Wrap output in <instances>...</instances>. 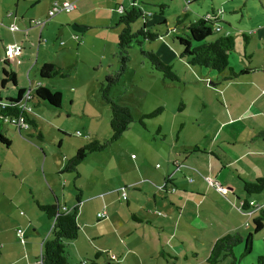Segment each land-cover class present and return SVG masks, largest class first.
I'll use <instances>...</instances> for the list:
<instances>
[{
	"label": "rangeland",
	"instance_id": "1",
	"mask_svg": "<svg viewBox=\"0 0 264 264\" xmlns=\"http://www.w3.org/2000/svg\"><path fill=\"white\" fill-rule=\"evenodd\" d=\"M16 1H19V5L14 8ZM16 1L2 0L1 2L5 3L10 12L31 15V9L27 3H22L21 0ZM53 1L58 2V5L64 1H73V3L75 1L78 10H92L91 5L97 4L99 14L103 16L112 14L113 24L118 20L119 12L117 9L113 13L108 11L109 4L105 0H82L80 4L77 0H48L50 8L53 6ZM135 2L144 13H151L148 20L162 16L161 18L166 21L151 23V28L161 34L162 38L150 42L143 41L140 46L132 42L128 49V61L124 72L118 82L110 88V96L118 103L130 108L134 121L117 139L103 149L87 153L78 164L76 172L62 171L66 159L72 156L77 148L93 139L103 142L111 137L110 109L101 99L99 85L106 75L117 71L119 66L116 54L118 27L111 30L99 27L95 30L96 32L89 31L85 43L77 50L76 45L66 41V36L63 39L60 37L58 33L60 28L52 21L57 16H68L76 10L60 11L50 17L43 27L35 26L37 33L39 29L42 31L41 40L34 39L29 76L26 77L23 71H18L17 86H23L28 90L37 83H42L50 90H60L63 99L61 106L55 108L44 101H38L31 92L29 113L36 120L42 139L37 137V133L31 127H28V130H21L20 135L14 126L8 123L3 126L4 135L9 139L10 146L6 147L0 143V264H40L38 260L40 244L49 235L52 220L36 207L34 200L41 203H53L56 196L59 203H66L70 208L76 204V195L81 189L84 190L82 198L88 199L84 200L85 203L82 202L77 216L80 227L78 236L67 241L65 245L68 264H82L83 261L86 262L84 264H88L97 251L101 252L97 258L100 264H206L204 256L208 253V247L196 241L191 242L187 252L186 250L183 252L187 253V256L182 254L175 258L169 255L166 257L151 255L150 257L147 254L140 257L144 250H148L145 244L136 247L134 252L128 251V247L130 249L132 247L130 243H123L124 227L127 224L125 219L130 218L133 211L142 214L137 206H132V210L131 206L127 205L130 194L136 195V192L127 186H122L127 193V198L121 197L119 191L114 192L116 197L112 205L114 209L106 207L107 217L103 219L95 217L96 212L102 210V207H99V204L103 202L100 200L102 194L98 193L108 191L113 186L112 180L114 183L120 181L122 168L119 164L128 166L130 159L135 161L144 155L150 158L157 156L156 160L161 165V169L168 166L170 173L175 172L170 162H165L164 156L172 152L174 145L193 143L201 145L202 141L198 140L200 138L196 133L194 120L195 118L199 120L202 113L207 110L212 111L218 106L213 94L210 97L213 103H209L207 96V88H214L209 84L213 78L211 70L196 65L187 67L178 57L170 56L172 54V50H168L170 46L174 47L176 44L179 48L172 36H184L182 25L175 32L165 33L166 30L173 28L176 18L182 17L183 14L186 16L182 23L187 25L207 15L211 10H215L222 20L219 23L221 29L229 31L236 40L229 58L231 64H246L251 52L252 60L256 63L262 53L261 50L255 52L254 41L258 39V36L247 27L248 30L245 31L251 44L243 47L245 40L242 38V33H239V26L241 24L244 26L247 19L244 9L249 10L252 15V5L258 1L195 0L188 5L187 0H135ZM160 4H164L161 14ZM45 6L46 0L35 6L34 11H43ZM241 11H244V17H241ZM90 20L91 13L84 16V22H90ZM36 21L39 20L34 22ZM141 24L142 19L139 18L132 24L133 30ZM247 24H250L249 20L246 26ZM1 29L7 30L5 27ZM4 33L5 37L11 39L16 34H12L9 30H7L8 34ZM105 33H108L107 36ZM215 35L217 33H214L211 38ZM252 36L255 38L252 39ZM140 49L152 50L155 53L158 52L159 55L156 54L159 57L163 56V59L160 58L171 66L178 75V80L171 81L164 78L161 72L152 68ZM44 62L58 63L68 75L41 80L38 68ZM14 65L9 63L8 68L13 69ZM206 74L210 76L209 79ZM0 94L1 99H4L6 94L15 96L16 88L7 83L4 88L0 86ZM157 108L162 110L151 118L143 119L146 125L143 127L138 122V118ZM30 132L32 134H29ZM15 173L18 179L14 178ZM175 174L176 177L179 176L178 172ZM1 190H3L2 194ZM239 193L243 194L242 190L236 191V194ZM112 218L117 228L110 225ZM249 223L248 227L242 229L243 232L252 226L251 221ZM18 229L22 231V236L17 233ZM130 238L136 240L133 237ZM252 244H254L253 253L244 256L240 260L241 264H256V254L260 253L263 242L255 239L254 242L252 240ZM238 247L240 251L235 254L243 250V244L237 245L234 251ZM191 250L193 251L190 252ZM104 251L116 255L115 260L107 257ZM197 260L200 261L197 262Z\"/></svg>",
	"mask_w": 264,
	"mask_h": 264
},
{
	"label": "crops",
	"instance_id": "2",
	"mask_svg": "<svg viewBox=\"0 0 264 264\" xmlns=\"http://www.w3.org/2000/svg\"><path fill=\"white\" fill-rule=\"evenodd\" d=\"M1 1L0 73L3 61H6L8 65L9 63H13L15 65L12 70L15 72L18 82V71H23L26 77L29 76L30 56L33 53L32 45L35 38L41 40L42 31L39 29L37 33L36 24L33 23H35V20H39L45 21V25L50 20V17L46 13L50 7L47 2L48 0H46L44 10L35 12V6L45 0H21L22 3H27L31 9V15L26 16L24 13L15 14V12H10L5 3ZM81 1L77 0L79 4ZM105 1L109 4L107 10L111 13L116 11V9L118 11L120 8H128L132 4H136L135 0ZM191 1L193 0H187L186 4L188 5ZM257 1L252 5V15L249 10L244 9L247 18L245 21L249 20L250 24H247V26L246 22L244 26L241 24L239 26V33L246 34L245 30L251 29L249 31L257 34L259 40L255 39L256 41H254V44H256L255 52H260L261 50V56L256 63L252 60V52L246 64L232 65L229 60V65L235 71L246 69V73L237 78L221 80V77L227 75V70L221 73L211 71L213 78L209 84L214 88H207V96L209 103H213V99L210 98L211 94H213L218 106L212 111L207 110L205 113H202L199 116V120L198 118L194 120L196 133H198V138H200L198 140H201L202 144L174 145L172 146V152L164 156L165 162H170L179 176L176 177L175 172L170 173L171 170H169L168 166H165V169H161V165L156 160L157 156L150 158L144 155L135 161L130 159L131 161L128 166L119 164L122 168L120 181L114 183L112 180L113 186L108 191L98 193L102 194L100 200L103 201L99 204V207H102V210H105L106 207H111L113 210L114 207L112 205H114L116 200L114 194L118 193L121 188L126 186L131 187L136 192V195L130 194L127 205L131 206L132 210V206H137L142 214L133 211L130 214L132 216L125 219V223L127 224L124 227L125 240L123 243L131 244L132 248L128 247V251L130 252H134L135 248L139 245L145 244L148 250H144L140 254V257L143 254H147L150 257L151 255L163 257L160 252L170 253L176 257H180L182 254H186L187 256V253L183 252L185 250L187 252L193 241L201 245H207V251L209 252L213 242L218 237L233 232H240L241 235L245 236V233L252 228L250 226L249 229L244 232L242 231L244 227L250 225L249 221H251L254 214L249 215L250 209L243 210L240 208V205L245 196L242 190V181H251L258 176L264 175V0ZM18 3L19 1H16L14 8L18 7ZM54 3L59 4L56 1L52 2V4ZM74 5L75 9L73 10H76V12L68 16H57L52 21L60 28L58 32L60 37L63 39L66 36V41L76 45L77 50L85 43L89 31L96 32L95 30L99 27L104 30L118 27L119 31L117 23L113 24L114 20L112 22V14L105 16L101 13L99 14L97 9L99 6L97 4L91 5L92 7L90 8L92 10H78L75 1ZM44 12L45 17L43 15ZM89 13H91L90 22H84V16ZM149 14L151 16V13ZM161 17L159 16L151 20L147 19L146 26H151V23L154 21L156 23L163 20L166 21ZM241 17H244V11H241ZM10 24H15L17 30L10 31L8 26H5ZM1 27H5L12 34H16L12 39L5 37L4 35L6 34L4 32L7 33V30H2ZM247 27L249 28L247 29ZM224 32L231 34L227 30ZM105 34L107 36L108 33ZM159 38H162V36ZM253 38L255 37L252 36ZM11 43L19 44L21 52L14 59L5 60L4 46ZM250 44L251 42L248 41L246 44H243V47ZM168 50H172L170 56L178 57L179 60L184 62L183 65L188 67L189 64L186 63V60L178 56L179 48L176 44L174 47L170 46ZM156 53L159 55L158 52ZM160 57L163 59V56ZM56 65L59 66L58 63ZM205 72L207 73L208 71ZM6 97L13 96L6 94ZM6 97L2 100L5 101ZM17 133L21 135L20 132ZM133 159H136V157H133ZM13 175L15 179H18L16 173ZM205 177L217 181L220 186L225 188V193H221L208 185L204 179ZM188 178H191V181ZM170 187H174V190L171 191ZM238 189L242 190L243 194H236ZM2 192L3 190H1V194ZM83 195L84 190L81 189L79 193L81 203L79 202L77 216L80 213L82 202L87 198H82ZM127 197L126 193L125 198ZM55 198L57 199L56 196ZM249 201H253L258 208L264 210V192L249 196ZM58 204L68 207L66 203L58 202ZM77 224L79 226L78 222ZM110 225L116 227L114 218H112ZM90 227L93 228V226ZM255 239L262 240L263 245L260 246L259 252L264 256V223L261 230L253 236V242ZM239 251L240 247L235 250L236 253ZM253 251L254 244H252V250L249 255ZM104 253H106L107 257L115 260L116 255L109 251H104ZM260 253L257 252L256 257ZM207 255L208 253L204 257L206 258ZM97 261L99 262L98 259ZM199 261L197 260V262Z\"/></svg>",
	"mask_w": 264,
	"mask_h": 264
},
{
	"label": "trees",
	"instance_id": "3",
	"mask_svg": "<svg viewBox=\"0 0 264 264\" xmlns=\"http://www.w3.org/2000/svg\"><path fill=\"white\" fill-rule=\"evenodd\" d=\"M163 7L164 4L159 5L160 14L162 13ZM148 16L150 17V14L144 13L136 4H132L128 8H122L119 12L117 20L119 31L116 37V54L119 59V66L117 71L106 75L99 85L101 99L110 109L109 126L111 129V137L103 142L93 139L84 146L77 148L74 154L66 159L62 171L76 172L78 164L85 158L87 153L103 149L113 140L117 139L127 129L129 124L134 121L130 108L118 103L110 96V88L118 82L124 72L126 62L128 61V49L132 42H136L137 45L140 46L143 41L150 42L161 36V34L153 30L151 26H146ZM185 16L186 14H183L182 17H177L174 27L169 30L167 29L165 32H175L178 30L179 26L182 25L184 36H172L179 46L178 56L180 58L185 59L186 63L191 66L196 65L215 73H221L222 71L227 70L228 73L226 76L222 77L223 80L237 78L246 73V69L235 71L229 65V57L235 47V38L221 29L219 23L222 20L218 17L215 10H211L207 15L199 17L196 20L189 22L187 25H183L182 20ZM139 18L142 19V24L136 30H133L132 24ZM161 22L165 23L164 20ZM216 26H218L219 30L215 29ZM214 33H217V35L211 38ZM242 38L245 40L246 44L248 42V36L242 34ZM140 52L150 62L152 68L161 72L164 78L171 81L178 80V75L173 71L171 66L164 62L155 52L143 49H140ZM62 69L63 68L55 63L44 62L38 68V75L41 80L55 77H66L68 73ZM7 83H10L16 88V95L13 97H6L5 101L0 97V143L6 147L10 146V141L4 135L3 130L4 124L8 123V121L5 122V119L17 117L19 115L24 117L28 127H31V129L37 133V137L42 139V133L38 130L36 120L31 117L29 112L26 113L21 110L17 103L21 99L23 93L27 90L23 87L17 86L15 72L8 68V63L6 61H3L0 86L4 88ZM28 90L30 93L32 92L33 96H35L38 101H44L55 108L61 106L63 96L58 89L50 90L42 83H39L34 85L32 89ZM161 110V108H157L150 113L141 115L138 118V122L145 127L146 125L143 122V119L151 118L157 115ZM29 134L32 133L30 132ZM242 190L244 191L245 196L241 202L240 208L248 210L250 208L249 196L264 192V175L258 176L251 181L243 180ZM34 202L36 207L45 212L47 217L52 220L49 235L42 241L40 246L38 256L40 264H68V255L65 245L67 241L73 240L78 236L79 226L76 217L80 202L79 194L76 195V204L70 207L69 211L61 210V205L58 204L56 198L53 203H41L38 200H34ZM251 223L252 228L245 236L238 232H233L218 237L213 242L208 255L205 258V263L241 264L240 260L252 250L253 236L258 233L263 226V209L259 208L257 212H254ZM240 244H243V250L239 254H235L234 249ZM160 253L163 257L168 255L174 258L176 257L170 253ZM100 254L101 252L99 251L95 252L94 258L90 259L88 264H99L97 258ZM256 264H264V257L258 255Z\"/></svg>",
	"mask_w": 264,
	"mask_h": 264
},
{
	"label": "built area",
	"instance_id": "4",
	"mask_svg": "<svg viewBox=\"0 0 264 264\" xmlns=\"http://www.w3.org/2000/svg\"><path fill=\"white\" fill-rule=\"evenodd\" d=\"M73 9H75V5L72 1H64L61 5L58 4H53L52 8H50L47 11V16L51 17L53 16L55 13L60 12V11H64V12H70ZM118 11H121V8L118 9ZM45 21H36L35 24L39 25L40 27H42L44 25ZM8 29L10 31H15L17 30V27L15 24H10L8 25ZM216 30H219L218 26L215 27ZM21 52V46L19 44L16 43H11V44H6L4 46V58L5 60H11L14 59L19 53ZM30 100H32V96L31 93L29 92V90H27L25 93H23L21 99L17 102L19 107L21 108V110L27 112L31 111V105H30ZM8 121V123H10L11 125H13L15 127V129L17 130V132H20L21 130H26L28 128L27 123L24 120V117L22 115H19L17 117H10L5 119V122ZM205 181L207 182L208 185H210L211 187H213L214 189H216L217 191L221 192V193H225V188L220 186L219 183L209 177H205L204 178ZM189 181H191V178H188ZM170 190L173 191L174 187H170ZM120 196L121 197H125L126 193L124 188L120 189ZM249 205H250V210L248 213H250L249 215L254 214V212H257V210L259 209L257 207V205L253 202V201H249ZM60 209L63 211H69V207L66 206H60ZM96 217L97 218H104L106 217V212L105 210H101L99 212L96 213ZM247 223H245L246 225ZM17 233L22 236V231L21 230H17ZM21 242H23V239H21ZM86 263L85 261L82 262V264Z\"/></svg>",
	"mask_w": 264,
	"mask_h": 264
}]
</instances>
